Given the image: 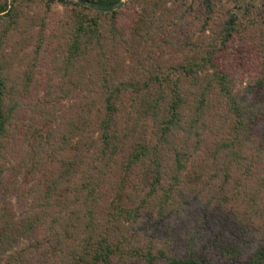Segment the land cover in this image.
Wrapping results in <instances>:
<instances>
[{
  "label": "trees",
  "instance_id": "obj_1",
  "mask_svg": "<svg viewBox=\"0 0 264 264\" xmlns=\"http://www.w3.org/2000/svg\"><path fill=\"white\" fill-rule=\"evenodd\" d=\"M14 1L0 0L2 35L17 20L12 14ZM52 1L74 5L64 69L76 68L78 84L94 93L99 103L94 112L85 103L77 122H70L62 139L71 146L66 133H77L80 143L72 145L73 158L62 160L60 171L46 185V207L48 198L61 190L74 208L63 216L61 226L52 230L50 242L38 235L40 214L15 219L9 215L8 205L2 204L0 264H264V239L259 248L243 254L236 242L215 232L211 242L218 251L214 255L200 248H186L181 253L158 240L161 236L155 225L166 211L173 213V188L202 184L198 159L202 134L211 128L206 118L211 95L221 97L234 117L231 134L215 141L211 149L223 182L233 171L249 174L255 164L264 162V153L256 148L257 143H264V60L258 62V75L239 90L215 55L233 36L236 16L230 13L222 22L220 46L209 44L200 59L179 64V75L172 77L163 71L143 74L125 70L121 62L105 53L103 42L110 37L102 32L101 20L105 17L110 23L109 35L117 34L115 18L122 0ZM213 1L204 0V30L211 22ZM258 1L264 5V0ZM1 63L0 59V156L13 113L22 105L14 99ZM184 77L189 78L190 87H184ZM189 94H194L192 101L187 100ZM249 147L256 154L245 155ZM262 173L258 192L264 191ZM61 184L68 185L61 188ZM251 197L249 207H254L255 195ZM152 212L156 215L153 228L145 227L147 233H142L143 217Z\"/></svg>",
  "mask_w": 264,
  "mask_h": 264
},
{
  "label": "rangeland",
  "instance_id": "obj_2",
  "mask_svg": "<svg viewBox=\"0 0 264 264\" xmlns=\"http://www.w3.org/2000/svg\"><path fill=\"white\" fill-rule=\"evenodd\" d=\"M213 3L211 22L204 30V0H122L115 18L117 34L109 35L110 23L105 17L101 20L102 32L110 37L103 42L105 53L121 62L125 70L143 74L163 71L177 77L179 64L190 58L200 59L204 50L210 49L209 44L220 46L222 22L233 13L237 18L233 36L215 55L235 88L241 90L258 75V62L264 60V5L258 0ZM12 8L17 20L5 35L4 19H0V59L8 84L14 89V99L22 105L13 113L0 156V209L7 204L9 215L15 219L40 214L38 235L51 242L52 230L56 231L63 216L74 208L61 190L48 198L46 207V185L60 171L62 160L73 158L72 145L80 143L77 133H66L70 146L62 139L63 133L70 129V122H77L85 103L94 112L99 101L94 93L78 84L76 68L64 69L72 2L63 5L52 0H15ZM93 57L94 53L90 55ZM181 81L184 87H190L188 77ZM17 94L22 95L17 98ZM189 95L187 100L192 101L194 94ZM208 99L206 118L211 128L202 134L198 159L203 169L202 184L172 189V198L176 200L171 206L173 213L166 211L155 222L161 236L158 240L181 253L186 248H200L214 255L218 247L211 240L217 232L248 254L259 248L264 239V191L258 192L264 162L255 164L249 174L233 171L230 179L223 182V173L216 170L211 149L215 141L231 134L234 117L221 97L213 94ZM257 146L264 153V143ZM251 153L256 154L252 147L244 151L248 156ZM68 184H61V188ZM253 194L255 205L249 207ZM151 215L142 218V233L153 228L156 215Z\"/></svg>",
  "mask_w": 264,
  "mask_h": 264
},
{
  "label": "water",
  "instance_id": "obj_3",
  "mask_svg": "<svg viewBox=\"0 0 264 264\" xmlns=\"http://www.w3.org/2000/svg\"><path fill=\"white\" fill-rule=\"evenodd\" d=\"M77 1H81V0H77Z\"/></svg>",
  "mask_w": 264,
  "mask_h": 264
}]
</instances>
